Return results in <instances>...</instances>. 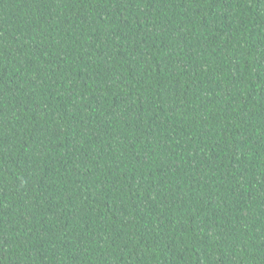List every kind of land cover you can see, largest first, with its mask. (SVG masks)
I'll return each mask as SVG.
<instances>
[{
  "label": "trees",
  "instance_id": "1",
  "mask_svg": "<svg viewBox=\"0 0 264 264\" xmlns=\"http://www.w3.org/2000/svg\"><path fill=\"white\" fill-rule=\"evenodd\" d=\"M0 264H264V0H0Z\"/></svg>",
  "mask_w": 264,
  "mask_h": 264
}]
</instances>
